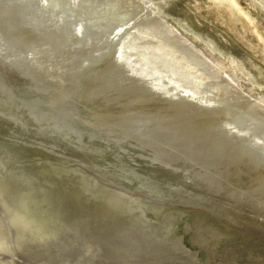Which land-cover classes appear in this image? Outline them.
<instances>
[{
	"label": "water",
	"instance_id": "95a60500",
	"mask_svg": "<svg viewBox=\"0 0 264 264\" xmlns=\"http://www.w3.org/2000/svg\"><path fill=\"white\" fill-rule=\"evenodd\" d=\"M136 6L138 9H142L140 15L135 12V14H131L133 12L127 10L129 15L124 16L119 15V12L124 8L121 5H99L97 0H0V42L5 45L4 47L13 50L17 56L27 53L30 55L31 50L26 52L30 46L16 36L15 30L20 31V35H22V31L13 19L15 15L28 17L35 27L41 24V31H44V39L35 36L38 39H35L36 44L41 46L45 42H49L51 48V50L46 47L41 48L42 53H45L42 54L45 69L46 64H50V62L66 65L67 71L71 74L65 73L63 78L68 83L71 75L75 74V76H81V79H78L81 80L79 85L84 82L85 85L92 84L95 88L98 87V89L90 90H113L112 93L119 94L127 91L128 95L119 97V94H115L112 99L117 100L112 101V106L100 109L101 114L105 117L103 119L98 111L84 113L79 110L78 103L81 96L79 99L72 96L62 99L58 93L55 94L51 90L53 87L48 84L46 76L17 67L21 75L28 81L27 93L22 92L23 90H12L0 81V85H3V88L0 87V97L5 100L8 98L7 101L11 102H19V97L24 98L23 100L26 99L25 101L29 104L20 103V105L32 113L39 114L44 119L47 116L50 118L49 122L78 137L88 140H108L111 144L122 149V145L133 142L137 147L150 148L153 152L154 162L158 160L168 169H174L175 172L183 173L185 176L190 175L192 179L207 183L205 178L210 177L213 169L222 160H227L229 157L226 154V149L215 156L197 155L196 158L188 159L189 161L184 158L165 160L164 155L159 152H161L160 150L165 151L163 145L172 146L173 143L179 141L180 138L177 136L182 134L179 129L182 126L180 124L177 127L175 117L165 118L167 108L164 104L170 103L178 107L188 102L187 105L193 109L198 107L208 109L215 106V103L204 105L193 103L199 102V96L206 97L208 94L201 93L199 95L198 90L187 89L186 85L176 82L173 76L164 72L159 62L142 57L145 49L140 50L137 35L139 30L130 34L127 32L132 30L131 27L135 25H138L139 29L142 26L141 29L147 30L150 25L157 24L167 6L160 0H137ZM31 17L36 20H32ZM45 27L49 29H45ZM10 34H14L20 41L16 39L13 43ZM46 59H49V62L44 61ZM13 61H18V58L14 57ZM207 61L209 66L210 63L213 64L212 61ZM40 70L43 69L40 68ZM40 70L39 73H41ZM140 78L146 81L156 79L157 90L161 92L167 90V92L173 93L176 98H165L166 102L163 103L162 100L157 99L159 95L150 97L149 106L146 104V109L143 108L148 117H144L143 112L138 113V110L128 107L130 101L135 97L142 98L154 92L151 90L154 89L153 87L147 89L143 84H139L137 80ZM61 81L62 79L59 80L60 83ZM41 84L47 85L50 89L42 86L41 88L44 90L39 88ZM123 84L128 85L124 86L126 90L121 89ZM204 90H210L209 95L214 92L212 88H208V85L202 91ZM244 97L250 98L245 94ZM47 103L48 105H45ZM30 104L34 106L31 107ZM129 106L133 107L132 104ZM125 108L132 111H127ZM120 110L127 112L122 115L119 113ZM168 110L170 111V109ZM259 115V113H253L251 118L258 123ZM244 117L237 116L225 124L228 134L237 133L235 129L241 128L247 123ZM166 126L177 128L173 132L165 130ZM250 127L251 133L241 134L246 135L248 139L245 145L247 148L243 154L244 159L239 158L240 165L246 173L254 172L264 166V133L257 134L254 128L256 126L250 125ZM18 130H15L13 125L9 137L7 136L10 138L9 142L7 144L5 142L6 146L3 148L0 147V153L9 152L11 154L7 158L3 156L4 160L8 159L9 161L5 165H0V264H98L99 261L100 264H195L194 259L180 247L162 249L153 239L145 240L144 237L136 236L135 233L96 231L94 226L96 223L90 226V230L84 229V222L77 217L70 205L64 202L66 189L50 180L39 153L57 154L64 159H70L71 164L54 165L59 173L69 176L80 173V170L84 171L85 163L88 160L76 158L38 137H28L25 141L22 136V141H16L17 138L13 136ZM252 134L257 136V140H250L249 135ZM159 136H161V140H159ZM149 138L150 140H148ZM85 173L88 174V172ZM89 180L95 194L102 195L107 190H113L120 194L113 202V205L117 207L122 206L125 193H130V190L125 189L122 183L110 179L109 176L100 177L90 174ZM211 187L213 191L223 190V187L220 186ZM35 204L41 206L42 217L39 219L38 226L35 224L30 228L22 224L19 214L25 217V214L27 215ZM182 204L193 207L201 206L199 202L192 201L182 202ZM222 204L234 209L244 207L249 214L248 220L252 219L257 223V227L261 226L258 222L259 218L264 219L262 210H259L255 204L246 202L241 196L228 195ZM205 211L220 218L224 213L223 210L218 211L211 207ZM225 220L235 226L245 227L246 230L250 229L249 231L264 240V228L260 230L259 228L246 227L228 217ZM262 226L264 227V224ZM185 231H191L194 245L205 250L207 246L199 240L196 225L193 227L186 225ZM86 241H89L90 245L94 244L88 248L89 250L86 247ZM217 244L216 250H218ZM120 248L127 250L128 259H121L122 257L118 256ZM207 249L209 250V248ZM225 254L224 251L221 252V258L226 257ZM219 258L220 255L215 254L213 260Z\"/></svg>",
	"mask_w": 264,
	"mask_h": 264
},
{
	"label": "bare ground",
	"instance_id": "6f19581e",
	"mask_svg": "<svg viewBox=\"0 0 264 264\" xmlns=\"http://www.w3.org/2000/svg\"><path fill=\"white\" fill-rule=\"evenodd\" d=\"M97 1H99V5L117 4L118 6L121 5L122 7H125L126 10L125 8H122L123 10L119 12V15H129V11L133 12L131 14L136 13L137 15L142 13V9H138L136 6L137 0ZM160 1L164 2L167 8L165 11H163V15L159 17V22L157 24L155 23L154 25H150L149 29L147 30L144 28L141 29L142 26H140L139 29L138 25H135L134 27H131L132 30L128 31L127 33L130 34L133 31L139 30L137 35L139 37L138 43L140 50L142 51L145 49L143 50L144 54H142L143 58L147 57L148 59H151V61L159 62L164 72H167L173 76L176 82L178 81L181 84L186 85L187 89L192 91L198 90L200 93L199 95H201V93L208 94L206 97L199 96V102L193 103H196L197 105L215 103V106H212L208 109H204L203 107L193 109L191 106L187 105L188 102H185V105H180L178 107L170 103L164 104L165 108H167L166 110L170 109V111L168 110V113H170L166 114L165 118L172 119V117H175L174 120L177 127L180 124L182 126L179 128L182 134L177 136V138L180 139L176 143H173L172 146L166 144V146L163 145L166 152L160 150L161 152L159 153L164 155L165 160L169 158H184L185 160L189 161L188 159L196 158L197 155L202 157L215 156L226 149V154L229 156L228 158L232 159L227 158V160H222L218 164L219 166L217 165L216 168L213 169L211 172L212 175L205 178L208 185L223 187L226 191V195L229 193L228 195L232 194L235 196H241L246 202L255 204L259 210H262V215L264 218V166L260 167L254 172L246 173L245 170L242 169L240 165L241 160L239 159H244L243 154L247 148L245 145L248 140L246 135L241 134L251 133L249 131L251 130L250 125L256 126L254 128L257 134H260V132L264 133V70L257 62L255 56L243 53L229 44H222L219 40L215 39L211 32H208L209 36L206 37L203 33V27H198L191 15L184 9V5L181 0ZM256 12L261 21L264 23V3L262 0L256 1ZM13 19L18 23L20 30L26 28H35L36 32H40L37 35L44 36V31H41L40 26L35 27L32 21L26 22L25 17H19L18 15H15ZM15 32L16 36L19 37L21 41L23 40L28 44L27 41L22 39L21 35L19 34L20 31L15 30ZM10 36V39L13 40L12 42L14 43V41L17 39L16 36H14V34H10ZM20 40L17 39V41ZM4 46L5 45H2L0 42V77H2L0 81L1 83L6 84L7 87L9 86L12 90H23L22 92L27 93L26 87H28V81L17 69V67H21L29 71L31 70L35 74L46 76L45 78L48 80V84L51 86H54V83L58 85L57 87H59V90H56L54 93H58L62 99H65V97L69 96L79 99L81 96L79 100L84 103L83 105H85V107H87L86 110H88L89 113H92L93 111L96 113L98 111L99 115L103 117V119H105V117L103 114H101L100 109L112 106V101L117 100L112 98L115 96V94L119 93H112L113 90H95L98 89V87L95 88L92 86V84L85 85L84 82L79 85L81 80L78 79H81V76H75V74L71 75L69 79L70 82L68 83V81H65L63 78L65 73H70L67 71V69H61L60 67L57 72H59L61 75L59 74L56 76L52 74V72L55 70L53 66L47 64L45 69V65H43L41 62H38L36 55L33 52L30 51V55L27 53L23 56H17L13 50H10L8 47ZM29 50L30 49H28L26 52ZM14 57L18 58V61L14 62ZM207 60L212 61L213 64L210 63L209 66ZM40 68L43 70H40ZM39 70L41 73H39ZM252 75H254L255 78ZM13 78L18 79L15 81ZM60 79H62L61 83L59 82ZM252 79L255 82H253ZM174 80L173 82L176 83ZM137 82L139 84H143L147 89L153 87L154 89L151 90H154L155 92L151 93L152 96L150 94H147L142 98L137 96L130 101L129 104H132L133 107H130L129 104L128 107L130 109L138 110V113H144L146 104L148 106L150 104L148 102L150 97L159 95L157 96V99L162 100L163 103H165L166 99L168 98H176L173 93L167 92V90H165L166 92L157 90V87L155 86L157 84L156 79L152 81H146L143 78H140L137 80ZM206 85H208V88H212L214 91L213 94L209 95L210 90H204L205 92L202 91ZM2 86L3 85H0L1 88H3ZM41 86L48 88L47 85L45 86L43 84H41L39 88H41ZM124 86L127 87L128 85L123 84L121 88L122 90L125 88ZM44 88L41 89L44 90ZM92 88L95 89L90 90ZM5 93L9 94L7 91H5ZM244 94L249 95L250 98H245ZM119 95V97L128 96L127 91H124L123 94ZM19 98V102H11L7 101L8 98L5 100L0 97V128L3 131V135L0 136L1 148L6 146L8 143L7 136L11 133V129L14 125L15 130L19 129L13 136L14 138H17L15 139L16 141H22V136L25 138V141L28 137H38L43 141L50 142L51 144L55 145V148L58 147L57 149L64 150L68 154H70V152L67 151L65 147L70 143V145H72L74 148L77 147V150L89 152L90 155L93 156L96 155L98 157H104L109 155V153L111 155L107 156L104 162L95 161L94 163H85L84 171L80 170V173L70 176L72 178H76V180L70 183L68 182L67 184L59 181L57 182L59 186H62L66 189V192L64 193L65 198L69 196L72 197V205H70V207L74 212H76V214H82L88 209H96L98 208L97 206H99L98 204L96 205L91 202H86L79 191L81 179L80 176L84 175V172L91 173L98 171V173L100 172L98 176H109L110 179H113L114 176H116V179H113L114 181L122 183L132 190L135 189L138 192L143 193L140 195L125 193V196H131L138 198L139 200H152L159 207L160 200L163 198H168V193H166L167 190H169L168 186L171 187L175 180L180 178L179 174L173 175V173L167 171L166 169L168 168L159 163L158 160L157 162L155 161L156 163L154 162L153 167H148L143 163L133 164L129 157V155H132L133 149H131L132 151H129V153H125L119 147H116L115 145H107L100 139L88 140L86 138L73 135L65 129L62 130L52 122H49L50 118L47 116H45L47 119L46 120L40 117L39 114L32 113L26 107L20 105V103L23 105H27L29 103L25 101L26 99L23 100L24 98ZM45 105H48V103ZM2 106H5L6 109H4ZM30 106L33 107L34 105L30 104ZM126 108L125 110L132 111ZM125 110H120L119 113L123 115L127 112ZM253 113L260 114L258 123L253 118H251ZM144 114V117H148L146 116L148 114ZM240 115L245 116V122L247 123H245V125L241 128L235 129L237 133L232 132L231 134H228L225 124ZM177 127L170 128L166 126L165 130H172L174 132ZM249 138L250 140H257V136L253 134L249 135ZM144 140H146V138H144ZM148 140H150V138ZM159 140H161V136H159ZM45 154L51 155L54 160H59L62 158L57 154ZM3 156L7 158L11 156V154H9V152L2 154L1 152L0 165H5L7 162H5ZM62 159L64 160V158ZM126 161H130V170L123 168V164ZM65 162L66 164H71L70 159H65ZM43 167L46 171V165H43ZM47 176H49L48 173ZM139 185L141 190L137 188ZM179 185L186 186L182 187L181 191H179L180 189L178 190L181 192L178 193V195L172 192L173 194L171 196L174 197H169V199L177 200L175 197L177 198V196L180 195L179 199L181 202L200 201L201 197L194 195L193 192L189 191L188 187H191V184L189 185L187 182H185V185ZM224 185H226V187H224ZM104 193L107 192L104 191ZM155 197H159L161 199L159 200ZM126 200L129 204V207L118 213V220L124 223L125 231H135L144 238L154 239L158 236L163 237L165 230L162 228V223L163 221L170 220L171 226L169 228V233L166 234V240L168 241V239H170L172 244L166 245L167 247H180L191 258L194 259L195 264H225L226 261L236 264L234 261V256H226L221 258V252L216 250L215 247L218 242H216L211 248L205 245L207 246L204 250L205 254L203 258L199 260L197 256L198 251L185 246V244L182 242V235H178L175 232L176 224L181 217L179 211H174L172 208L168 210L166 209L165 211H161L160 208L148 210L145 205H139L133 199L126 198ZM218 206L223 208L225 205L219 203L217 206H213V209L216 207V209L219 211L220 208H218ZM39 207L40 205L35 204L31 211L28 212L27 215L25 214V217H23L22 214H19L23 225L29 226L30 228L32 225L35 226V224L38 226V223H36L35 220L38 216ZM225 208L228 210L234 209L229 206H225ZM237 211L244 212L240 209H237ZM149 214L152 216L150 217ZM187 225L190 224L188 223ZM194 225H196L197 232L201 228H207L208 230L216 232L218 239L217 241H219L222 235H224V232L220 231L213 225H211V227L205 221L201 222L197 220L193 223V226ZM4 232H7L6 229ZM111 232L113 233L114 231ZM190 241L192 244H195L191 235ZM88 248L89 247H87V249ZM207 248H209V250L212 252H210ZM215 254L220 255V258L217 261L213 260ZM121 257V259L129 258L127 257L126 253L122 254ZM209 258L210 262H208Z\"/></svg>",
	"mask_w": 264,
	"mask_h": 264
},
{
	"label": "rangeland",
	"instance_id": "374dc122",
	"mask_svg": "<svg viewBox=\"0 0 264 264\" xmlns=\"http://www.w3.org/2000/svg\"><path fill=\"white\" fill-rule=\"evenodd\" d=\"M256 1L257 0H181V2L184 5V9L191 15V17L194 19L198 27L200 28L203 27L202 28L204 30L203 33L206 37L209 36L208 32H211V34L215 37V39L219 40L222 44H229L243 53H247L249 55L255 56L257 62L264 70V23L261 21L260 17L256 12ZM262 2L264 3V0H262ZM31 19L36 20L33 17H31ZM25 21L30 22L31 20L28 17H26ZM39 26L40 29H42L41 24ZM47 28L45 27V29ZM21 31H22L21 36L25 41L28 42L31 52H33L36 55V59L38 60V62H41L43 64L42 54L45 53H42L41 48L43 49V47H46L48 50H51L49 46V42H45V44L41 46L38 43L36 44L35 39H37V37L35 38V36H38L43 39L45 36L37 35L35 28H26ZM44 61L49 62V59H46ZM50 65L53 66V68L55 69L52 72V74L56 76L60 74L59 72H57L60 67L61 69L62 68L68 69L66 68L67 67L66 65H60L54 62H50ZM13 79L16 81L18 78H13ZM252 81L255 82L253 79ZM57 86L58 85L54 84V86L52 87L54 88L56 87V88L55 89L53 88L51 90H53L54 92L56 90H59V87ZM47 89L50 88L48 87ZM83 104L84 103L80 101L78 103V108L80 111L82 112L84 111V113H86V111L88 112V110H86L87 107H85V105ZM2 107L6 109L5 106ZM166 112H165L166 114L170 113V112L168 113V110H166ZM2 135H3V131L0 128V136ZM8 137L7 140L9 142L10 138ZM103 142L107 145H113L108 140H103ZM129 144L122 145L123 149L121 147L119 148L123 150L125 153H129V151H132L131 149H133L132 155H129L130 160L132 161L133 164L143 163L148 167L154 166L153 152L150 148L137 147L134 142ZM65 148L67 149V151L70 152V154L74 155L75 157L80 159L84 158L88 160L87 162H92V163H94L95 161L104 162L107 156L110 155L109 153V155H106L104 157H98L96 155L93 156L90 155L89 152L77 150L76 149L77 147L74 148L72 145H70V143L67 144ZM39 154L43 159V163H44L43 165H46V171L49 175L48 177L50 178V180H53L55 182L59 181L64 184L76 180V178H72L69 175L59 173L57 168L54 166L55 164L65 165L66 164L65 159L63 160L61 158L59 160H54V158L51 155L45 153H39ZM6 161L9 160L6 159L5 162ZM129 163L130 161H126L123 164V168L130 170ZM166 170L173 173V175L179 174L180 180L177 179L175 180V182L172 184L171 187L168 186L169 190H167L166 192L168 193L167 196L168 198H163L162 200H160L161 198L155 197L160 200L159 202L160 207L152 200H146V199L139 200L138 198H134L131 196L129 197L125 196V197L133 199L139 205H145L148 210L160 208L161 211H165L166 209L168 210L172 208V210L174 211L175 210L179 211L181 217L176 224L175 232L178 235H182V242L183 244H185V246L189 247L190 249L198 251L197 256L199 260L203 258L205 254L204 250L192 244V242L190 241V235H192L191 231L190 232L185 231V226L188 223L193 227V223L197 220L201 222L205 221L210 226L213 225L214 227L218 228L220 231L224 232V236L221 237L220 242L217 244V249L220 252L224 251L226 253L225 256H234V261L236 264H264V240H262L253 232L249 231L250 229L246 230L247 228L245 227L243 228L240 226H235L233 223H230L225 220L228 217L234 220V222L236 223L246 224L245 225L246 227H251L255 229L258 228L256 222H254L252 219H250L251 222L250 220H248L247 216L249 217V214L247 210L244 209V207L242 208L238 207L237 208L238 210L240 209L244 211V212H238L237 209L228 210L225 208V206H223V208L221 206H218V208H220V211L223 210L224 212V213L221 212L222 218H220L217 215H212L211 213L205 211V209L209 207L214 208L213 206L215 205L217 206L219 203H222L225 200V198L227 199L228 194L226 195L225 193L226 191L224 188L223 190L213 191V188L210 185H208L206 182L192 179L190 175L186 174L187 176H185L183 173L175 172L174 169L171 168ZM99 173L98 171H94L88 174L84 172V175L80 176L81 179H80L79 191L82 194L83 198L85 199L86 202H91L96 205L97 204L99 205L97 206L98 208L96 209H88L84 211L82 214H77V217L84 222L83 225L84 229L90 230V226H92L93 223H96L94 224V226L96 227V231L111 230L114 231L115 233H135L136 236L142 237L139 233L135 231H128V232L125 231L124 223L118 220V213L129 207L126 198L122 202V206L117 207L113 205V202L117 197L116 195H120L117 192L113 190H107L105 192L111 194H107L104 192L102 193V195L94 193V190L91 186L92 185L91 181L89 180V176L90 174L99 175ZM113 179H116V176H114ZM185 182H187L189 185L190 184L192 185L191 187H188L190 192H193L194 195L201 197L199 201L201 206L193 207L190 205L188 206L183 205L179 199L180 195L177 196V198L175 197V199L177 200L169 199V197H174L171 196L173 194L172 192H174L176 195H178V193H181L179 191L182 190L181 189L182 187L186 186ZM179 184L185 186H180ZM123 187L125 189L130 190L129 194L132 193L138 195L143 194L135 189L132 190L125 185ZM224 187H226V185H224ZM137 188L141 190L140 185ZM65 199L64 202L67 205H72L71 196ZM41 209L42 208L40 206L38 210V216L35 220L36 223H38L39 219L42 217ZM215 210H217L216 207ZM149 216L151 217L152 215L149 214ZM258 223L261 224L259 229H263L264 227L262 225L264 224V219L259 218ZM170 226H171L170 220L163 221L162 228L163 230H165L164 236L163 237L158 236L153 239L157 243V245L162 249L171 248L166 246L172 244L170 239H168V241L166 240L167 237L166 234L169 233ZM197 236L199 237L200 241H203L205 245H207L209 248H211L216 242H218L216 232H213L212 230H208L207 228L199 229L197 232ZM144 239L146 240L147 238ZM85 243H86V247L89 248L92 245H94V244L90 245L89 241H86ZM125 253L128 254L127 250L120 248V254L118 256H122V254ZM217 260L219 259H215L214 261ZM208 262H210V258L208 259ZM100 263L101 262L99 261L98 264ZM225 264H234V263L230 261H226Z\"/></svg>",
	"mask_w": 264,
	"mask_h": 264
}]
</instances>
